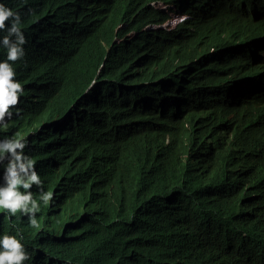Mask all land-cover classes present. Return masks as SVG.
<instances>
[{
  "label": "trees",
  "instance_id": "trees-1",
  "mask_svg": "<svg viewBox=\"0 0 264 264\" xmlns=\"http://www.w3.org/2000/svg\"><path fill=\"white\" fill-rule=\"evenodd\" d=\"M245 2L264 18V0ZM1 3L32 51L16 69L18 123L37 148L50 257L264 264L262 20L229 16L225 6L251 17L234 0ZM178 9L186 18L162 26Z\"/></svg>",
  "mask_w": 264,
  "mask_h": 264
},
{
  "label": "clouds",
  "instance_id": "clouds-1",
  "mask_svg": "<svg viewBox=\"0 0 264 264\" xmlns=\"http://www.w3.org/2000/svg\"><path fill=\"white\" fill-rule=\"evenodd\" d=\"M234 1L247 6L251 17L238 14L230 9V6L229 8L225 6L229 16L235 19L248 18L253 24L261 20L264 22L263 15L250 8L245 0ZM1 2L2 0H0V216L12 222L10 226H14L15 230L9 232L1 230L3 222L0 223V264H67L64 257H50L49 247H42L45 240L41 237H45L46 229L40 226L36 219V216L41 217L38 213L40 204L32 192L41 185L45 188V183L36 169L38 167L35 157L36 144L26 147L28 130L18 123L25 109L23 105L25 94L23 82L16 69L32 51L28 49L30 42L26 41L21 30L20 13L14 12ZM158 3L160 5L157 7L164 5L161 2ZM165 7L164 5L161 8ZM198 12L201 15L208 13L206 9L198 10ZM185 18L186 14L178 9L177 13H170V18L162 26H170L167 23L172 19L177 23ZM259 39H264V30L257 40ZM8 127H10L9 131H7ZM17 127L21 129L16 132ZM52 198L51 191L41 192L40 200L44 205H48ZM18 213L27 215L29 221L22 224L13 223L11 215L15 216ZM64 220L65 227L69 225L70 220L66 217ZM26 228L30 230L27 234L30 237L24 233ZM18 231H20L19 234H17ZM36 235L39 237L35 238ZM29 238L37 239L41 245L35 246L28 241Z\"/></svg>",
  "mask_w": 264,
  "mask_h": 264
},
{
  "label": "rangeland",
  "instance_id": "rangeland-1",
  "mask_svg": "<svg viewBox=\"0 0 264 264\" xmlns=\"http://www.w3.org/2000/svg\"><path fill=\"white\" fill-rule=\"evenodd\" d=\"M152 5L159 6L160 3H154V2H152ZM161 7H164V5H161ZM174 23H175V22H174V19H172V20H170L167 24H169V25H173Z\"/></svg>",
  "mask_w": 264,
  "mask_h": 264
},
{
  "label": "bare ground",
  "instance_id": "bare-ground-1",
  "mask_svg": "<svg viewBox=\"0 0 264 264\" xmlns=\"http://www.w3.org/2000/svg\"><path fill=\"white\" fill-rule=\"evenodd\" d=\"M128 114H130V112H128ZM19 129H21V128L17 127V128H16V132H17V130L19 131ZM20 131H21V130H20ZM19 232H20V231H18L17 234H19Z\"/></svg>",
  "mask_w": 264,
  "mask_h": 264
}]
</instances>
